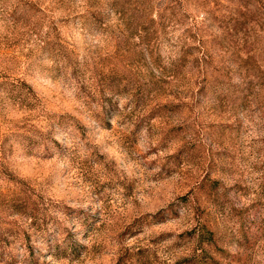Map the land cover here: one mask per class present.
Listing matches in <instances>:
<instances>
[{"label": "rangeland", "instance_id": "rangeland-1", "mask_svg": "<svg viewBox=\"0 0 264 264\" xmlns=\"http://www.w3.org/2000/svg\"><path fill=\"white\" fill-rule=\"evenodd\" d=\"M0 76V264H264V0H0Z\"/></svg>", "mask_w": 264, "mask_h": 264}, {"label": "trees", "instance_id": "trees-1", "mask_svg": "<svg viewBox=\"0 0 264 264\" xmlns=\"http://www.w3.org/2000/svg\"><path fill=\"white\" fill-rule=\"evenodd\" d=\"M1 77V76H0ZM6 78V76H3ZM17 86L18 90L24 89L28 92H31L30 88L23 82H18ZM2 85H4L2 83ZM18 187V192L16 197H14V205L13 208L15 209L16 213L19 216H23L28 224L27 227H24L23 224L19 222H15V241H19L21 245L29 251L30 254H33V247L29 245L30 242V235L28 234V229H34L35 231H40V219H42V211L41 203L37 201V197L33 194L32 190L29 188L28 185L21 182H15ZM36 227V228H35ZM8 239L5 236L0 234V258H7L11 255L10 249L8 248Z\"/></svg>", "mask_w": 264, "mask_h": 264}]
</instances>
